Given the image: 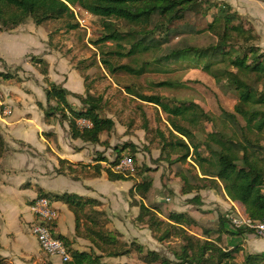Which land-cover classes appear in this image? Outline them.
<instances>
[{
  "label": "trees",
  "instance_id": "trees-1",
  "mask_svg": "<svg viewBox=\"0 0 264 264\" xmlns=\"http://www.w3.org/2000/svg\"><path fill=\"white\" fill-rule=\"evenodd\" d=\"M74 7L101 19L122 20L136 28L135 31L121 34L112 23H104L105 33L95 44L113 41L117 51L112 54L127 56L135 62L134 65L112 67L108 60L103 59L102 63L111 72L123 71L141 76L152 70L166 71L181 60H187L200 65L211 77H225L229 81L228 86L236 92L238 102L232 112L221 110V130L212 131L203 142L208 154L206 157L199 152L200 144L193 141L195 135L174 120L170 121L172 130L178 136L172 135L175 141L168 144L170 151L182 147L184 152L181 157L170 161L169 166L182 181L181 193L195 194L188 201L193 204L189 212L175 213L172 211L173 204L164 199L156 201L150 180L135 184L129 195L141 199L135 222L145 225L157 242L162 243L172 237L183 240L180 253L173 254L180 264H264L263 255L249 254L243 255L242 260L235 263L242 249L232 239L245 232L251 233L250 230L233 226L227 215L219 217L217 223L213 219L203 223L190 215L196 211L195 205L202 206L200 192L208 189L232 202L241 203L249 220L260 221L264 217V143H261L264 141V51L261 53L256 45H248L257 40L254 31L245 26L235 11L230 13L229 5L208 3V0H0V25L16 28L28 18L36 26L63 18L73 19ZM210 9H215V13L208 21ZM75 28L76 25L69 27ZM208 34L216 36L213 43L203 47L193 43L195 37L205 39ZM238 40L242 42L239 47L231 45ZM123 48L126 49L125 53H122ZM146 53L155 55L153 63L142 59ZM31 61L43 66L40 74L47 84L44 90L47 102L45 120L54 111L61 114L60 119L66 120V110L70 114L67 121L72 138L91 144L100 143V134L113 128L112 120L101 118L98 114L100 99L91 96L88 91L85 98L74 95L84 105L82 111H74L66 99L70 93L46 80L47 63L33 58ZM0 77L9 78L3 73H0ZM162 84L175 86L172 82ZM139 96L143 102L160 107L172 118H183L192 123H197L200 116L208 118L201 111L198 115L187 117V113L193 109L192 104L189 107L181 105L170 108L158 96ZM50 101H55L56 106L52 107ZM79 119L88 121L90 127L78 128L76 121ZM5 152V143L0 135V159ZM191 154L201 177L178 165L186 162ZM95 161L94 169L98 174L101 169L99 162H104V159L98 157ZM118 161L109 162V167L104 169L108 180H131L129 177L132 174L113 171ZM149 172L155 174V171ZM39 197L66 204L74 215L75 235L90 243V250L81 252L75 250L64 237L57 236L71 256V261L66 264H107L103 262L104 258H118L132 252H135L141 264H172L155 251L143 253L144 248L136 242L125 244L116 231L109 230L107 225L104 227L98 218L104 212L94 209L99 205L95 200L69 194ZM86 208L90 213L85 212ZM81 225L84 226L82 233ZM190 227L197 228L200 237L188 234Z\"/></svg>",
  "mask_w": 264,
  "mask_h": 264
},
{
  "label": "rangeland",
  "instance_id": "rangeland-1",
  "mask_svg": "<svg viewBox=\"0 0 264 264\" xmlns=\"http://www.w3.org/2000/svg\"><path fill=\"white\" fill-rule=\"evenodd\" d=\"M209 1L210 3H226L229 5L231 8L230 13L235 11L241 17L245 26L251 28L257 37L255 42H250L248 45H256L255 47L261 50V53L264 51V44L261 42V36L264 37V0H208V3ZM73 10V19L63 18L36 26L28 18L16 28H4L0 25V32L7 33L14 30L34 31L33 33H36L34 34L35 39L44 34L45 43L49 52L53 54L54 63H59L61 65L60 69L66 73L74 72L76 76L80 77L81 80L79 81L82 87L79 97L85 98L86 91H88L91 96L100 99L99 116L113 121V128L109 132L100 134L103 140L102 147L104 148L101 153L103 154L109 150L107 153L110 156L107 162L130 157L133 162L134 172L129 178L134 180L135 177H139L141 180H150L155 187L156 198H162L167 203L173 204L172 211L191 208L193 204L188 201L195 194L183 195L181 193L182 181L175 176V172L169 166L170 161L181 157L184 152L182 147L170 151L168 144L175 141L172 135L177 136L171 128L170 121L172 119L176 124L189 129L195 135L193 141L200 144L199 152L203 157H206L208 154L204 149L203 142L209 133L214 130H221V110L233 111L234 106L238 102L236 92L229 88V81L225 77H211L201 69L200 65L190 63L187 60H181L167 68L166 71L152 70L141 76L130 75L123 71L111 72L102 63L103 59L108 60L109 65L112 67L123 64L134 65L135 62L127 56L119 57L112 54L117 51L116 43L113 41L95 44L105 33L104 23H112L121 34L135 31L136 28L122 20L95 17L78 7H74ZM214 13L215 9L208 11V21L212 20ZM75 25V29H69L70 26ZM4 35L6 34L0 33V52L3 54L4 49L7 47ZM215 40V35L208 34L205 39L195 37L193 43L198 47H203L213 43ZM241 44V40H238L231 45L237 48ZM122 45L127 47L124 43ZM47 48L39 49L38 51L32 50L31 52L33 53L26 54L25 57H19V60L17 59L18 61H16L18 63L16 66L7 68V66L4 67L2 65V72L0 73L7 74L9 78H0L10 81L12 86H16L17 83H20L18 76L29 77L25 76L29 75L28 72L22 70L26 62L36 72H40L43 66L34 64L31 59L45 61L43 58L45 53H48ZM123 49L122 53H125L126 49ZM14 51L16 53L19 52ZM17 56L15 55L14 57L16 58ZM154 57L155 55L151 53L142 55V59L152 63ZM46 80H48V76H46ZM164 82H172L175 86L166 87L162 84ZM262 88L260 87V89ZM139 95H142V97L158 96L170 108L181 105L189 107L192 104L194 105L192 106L193 109L187 113V117L190 118L194 114L198 115L201 111L208 118L200 116L197 123L189 122L183 118H172L170 114L164 112L160 107L143 102ZM73 100L76 103L73 108L82 111L84 105L81 101L75 97H73ZM78 122L80 127L87 124L86 120L79 119ZM183 140L188 143L187 140ZM261 143L263 144L264 141L262 140ZM190 153H192V149H190ZM178 165L182 169H187L192 174L201 177L199 168L193 161L192 154L187 158L186 162H181ZM149 170L155 171V174L150 173ZM206 191L209 190H204V192ZM206 200H208V197ZM133 201L135 203V200ZM195 206L197 209L194 214L197 216L198 221L203 223L210 219L217 223L219 217L227 215L226 212L221 210L220 206L212 202L209 205L202 203V206ZM203 206L209 207L204 208ZM85 212L87 214L90 213L87 208ZM107 216V213L104 212L103 216L98 217L104 227L109 221ZM229 216H231L230 213L227 217L229 218ZM80 227V232L82 233L84 226L81 225ZM26 229L29 232V242L32 244L35 240L30 233V227L28 226ZM187 233L200 237V231L197 228L190 227ZM145 238L148 240L147 237ZM123 242L130 245L132 242L135 244L136 241H131L129 238L128 242ZM182 242L181 238L176 237L157 244L148 240V244L142 246L144 248L143 253L150 249L169 259L172 264H180L173 254L175 252L180 253ZM90 247V243L85 241L78 244L75 250L89 251ZM132 253L130 257L123 260L126 262L125 264H141L136 258L135 252ZM106 260L103 261L105 262ZM238 262H240V258L237 259L236 257L235 263Z\"/></svg>",
  "mask_w": 264,
  "mask_h": 264
},
{
  "label": "crops",
  "instance_id": "crops-1",
  "mask_svg": "<svg viewBox=\"0 0 264 264\" xmlns=\"http://www.w3.org/2000/svg\"><path fill=\"white\" fill-rule=\"evenodd\" d=\"M33 32H0L6 34L4 39L7 43L4 54L0 52V72L2 65L7 68L16 66L19 57L33 53L32 50L47 48L44 34L35 39L36 33ZM261 42L264 44L263 36ZM47 52L43 59L48 64L49 82L67 90L70 93L66 98L67 102L74 111L79 112L73 108L76 106L73 97L80 95V77L74 72L66 73L60 69L61 65L54 63L53 54L48 48ZM15 55L18 56L15 58ZM22 70L28 72L29 75L25 76L29 77L18 76L20 83L16 86L0 78V112L3 107L11 109L10 115L6 116L3 112L0 114V135L6 150L0 159V264H62L57 258L45 256L34 236L35 242H29L26 228L29 226L31 231L35 222L29 207L40 195L69 194L95 200L99 205L94 209L107 213V228L116 231L122 241L128 242L130 238L141 246L148 244V240L157 244L151 231L145 225L135 222L141 199L136 195L132 199L129 191L141 178L109 181L104 169L109 167L107 160L110 155L107 153L109 150L101 153L104 150L101 136L98 144L72 138L67 121L70 114L66 110V120L60 119L57 111L52 112L53 115L45 120L47 102L44 90L47 84L44 76L27 62ZM50 105L55 107V101H50ZM76 123L80 129L90 127H80L78 120ZM98 157L103 158L104 162H99L101 169L96 174L94 166ZM153 188L155 190L154 185ZM201 194L204 196L201 195L204 205L212 202L220 206L227 215L230 213L231 216L248 219L241 203L223 198L214 190L203 191ZM161 199L156 198V201ZM52 204L58 212L54 234L64 237L74 249L81 242H89L75 235V219L69 207L56 200ZM188 210L190 207L173 212L184 213ZM194 213L190 215L198 220ZM232 242L242 249L240 260L246 254L264 256V239L252 233L237 235ZM132 254L103 260L107 259V264H125L123 260Z\"/></svg>",
  "mask_w": 264,
  "mask_h": 264
},
{
  "label": "built area",
  "instance_id": "built-area-1",
  "mask_svg": "<svg viewBox=\"0 0 264 264\" xmlns=\"http://www.w3.org/2000/svg\"><path fill=\"white\" fill-rule=\"evenodd\" d=\"M4 115H10L11 109L3 107ZM85 126H90L87 121ZM113 171L123 174L134 172L133 162L130 157H123L113 168ZM30 211L35 217L31 227V234L35 237L42 253L49 258H57L62 264L69 263L71 256L61 240L53 232V226L58 219V212L53 207L52 201L46 197H38L30 205ZM235 227H243L251 231L256 237L264 239V217L260 221H251L240 217L229 216Z\"/></svg>",
  "mask_w": 264,
  "mask_h": 264
}]
</instances>
